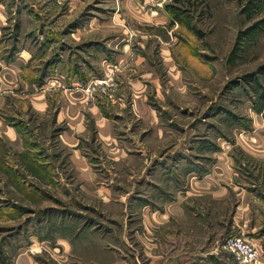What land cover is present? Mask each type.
<instances>
[{
	"label": "rangeland",
	"instance_id": "374dc122",
	"mask_svg": "<svg viewBox=\"0 0 264 264\" xmlns=\"http://www.w3.org/2000/svg\"><path fill=\"white\" fill-rule=\"evenodd\" d=\"M239 236L264 264V0H0V264Z\"/></svg>",
	"mask_w": 264,
	"mask_h": 264
},
{
	"label": "built area",
	"instance_id": "2783aa9c",
	"mask_svg": "<svg viewBox=\"0 0 264 264\" xmlns=\"http://www.w3.org/2000/svg\"><path fill=\"white\" fill-rule=\"evenodd\" d=\"M227 248L234 254L239 264H253L259 258V252L243 237H234L227 242Z\"/></svg>",
	"mask_w": 264,
	"mask_h": 264
},
{
	"label": "crops",
	"instance_id": "0c3cea01",
	"mask_svg": "<svg viewBox=\"0 0 264 264\" xmlns=\"http://www.w3.org/2000/svg\"><path fill=\"white\" fill-rule=\"evenodd\" d=\"M125 48H126V53L123 56V58H124L123 62L124 63L132 62L133 55H132V52H131L130 45H126ZM110 66H111V64H109V62L103 63V68L102 69H103L104 73H106V72H108L110 70V68H109Z\"/></svg>",
	"mask_w": 264,
	"mask_h": 264
}]
</instances>
